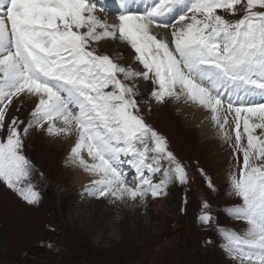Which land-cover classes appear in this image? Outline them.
<instances>
[{
	"label": "snow or ice",
	"instance_id": "1",
	"mask_svg": "<svg viewBox=\"0 0 264 264\" xmlns=\"http://www.w3.org/2000/svg\"><path fill=\"white\" fill-rule=\"evenodd\" d=\"M98 3L0 0V132H7L0 138V181L28 204H39L23 148L29 131L40 128L53 136L76 134L69 163L96 177L85 188L95 198L146 204L170 184H186L188 166L145 121L136 86L125 82L150 80L153 101L206 110L230 143L237 168L231 188L242 203L223 211L248 227L217 231L239 264H264V0H153L142 12L130 10L139 9V0H105L123 13L112 24L95 15ZM177 9L179 23L170 24L164 18ZM218 9L244 15L229 20ZM104 38L127 42L144 70L97 54L92 45ZM21 96L37 100L23 129L15 117L5 124ZM125 162L137 174L131 183ZM207 183L213 187L210 178ZM209 207L205 203L199 216L204 224L213 220Z\"/></svg>",
	"mask_w": 264,
	"mask_h": 264
},
{
	"label": "rangeland",
	"instance_id": "2",
	"mask_svg": "<svg viewBox=\"0 0 264 264\" xmlns=\"http://www.w3.org/2000/svg\"><path fill=\"white\" fill-rule=\"evenodd\" d=\"M152 3L148 0V6ZM106 7L101 0L95 15L102 20L108 17L105 21L110 24L118 23L122 12L105 11ZM217 12L229 20L244 15L243 10L235 15L223 9ZM92 47L122 66L144 70L127 42L104 38ZM125 82L136 86L145 121L166 137L170 150L188 166V182L170 184L165 195L149 196L146 204H140L139 198L128 204L113 203L110 197L95 198L85 191L90 182L78 181V171L75 174L71 164L65 163L69 145L44 129L33 128L24 138L23 152L34 168L29 182L41 199L38 205H30L0 181V264H239L225 251L217 231L223 227L240 232L248 227L223 211L242 203L231 188L230 175L237 168L230 143L213 126L208 129L212 139L207 141L201 138L200 127L199 135L188 130L184 120L175 117L170 101L158 104L151 99L154 85L150 80ZM35 100L14 98L5 124L15 117L24 121L23 129L31 119ZM6 134L5 129L0 138ZM232 134L234 137V131ZM240 160L242 163V154ZM132 169H123L130 183L137 178ZM159 179L157 174L153 182ZM205 203L213 216L208 224L199 220Z\"/></svg>",
	"mask_w": 264,
	"mask_h": 264
},
{
	"label": "bare ground",
	"instance_id": "3",
	"mask_svg": "<svg viewBox=\"0 0 264 264\" xmlns=\"http://www.w3.org/2000/svg\"><path fill=\"white\" fill-rule=\"evenodd\" d=\"M141 6H142V10H141V12H142L148 6L147 5V1H142ZM141 6H139V7H141ZM134 8H135V6H133L130 10L135 12L136 10ZM109 9H110L109 7H106L105 11L109 10ZM101 13L104 16H106V14H107V13L105 14L103 12H101ZM180 14H182L181 11L179 9H177L176 11H173L172 13L167 15L164 19L167 22H169L170 24L171 23H179L178 16ZM106 19H108V17H106L105 20ZM98 31H99V29H98ZM165 31L168 33L169 39L171 40V36H170L171 29L169 28V29H167ZM129 52H131V50H129ZM131 53H132L133 57H135L134 52H131ZM34 98L35 97H26V99L29 100V101L31 99H34ZM36 101L37 100H35V103H36ZM169 106H171V108L173 107V109L175 111L174 114H176L175 117L177 119H180V117H181L184 120L185 123H183V124H185V126L187 127L188 130H190L191 132H196L197 135H199L198 131H200V130L198 129V127H200L202 129V134H203L201 136V138L203 140H206V141L209 140V139H212V138L209 137V133H208V129L210 127H212V125L209 122V119H208L209 113L206 110H203V109H200V108H197V107L188 106V105H185L183 103H175V102H172V101L169 102ZM57 138L60 139L62 142L66 143V145H69L70 149L68 148V151L70 150V152H71V148L76 143L77 136H76L75 133H73L72 135H67V136H65V135L57 136ZM70 152H69V155H70ZM69 155H67L68 157L65 159V163L67 165L70 164L69 163ZM82 155L84 157H86V158L91 159L87 155L86 150H82ZM122 158H123V160H128L129 159V158H125V157H122ZM90 161H92V160H90ZM71 166H72V169L74 170L75 174L77 173V171H78V175L80 174L79 175L80 179L78 180L80 182H91L93 179L96 178L95 176H93L92 174H89L88 172H86L82 168L80 169L79 167L74 166L72 164H71ZM71 166H70V168H71ZM131 167H132L131 164L128 163V162H125V163L122 164V169L129 170V169H131ZM132 170L134 171L135 169L133 168Z\"/></svg>",
	"mask_w": 264,
	"mask_h": 264
}]
</instances>
